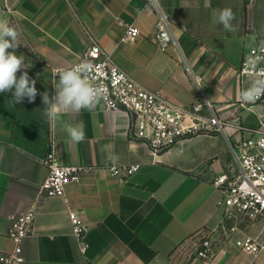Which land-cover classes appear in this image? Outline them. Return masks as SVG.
Returning <instances> with one entry per match:
<instances>
[{
	"label": "crops",
	"instance_id": "1",
	"mask_svg": "<svg viewBox=\"0 0 264 264\" xmlns=\"http://www.w3.org/2000/svg\"><path fill=\"white\" fill-rule=\"evenodd\" d=\"M174 25L182 55L175 47L161 52L154 43L156 16L144 0H0V20L19 32L17 55L23 54L37 96L11 107L12 93H0V253H10L7 237L12 217L37 209L33 233L23 241L22 264H200L195 249L213 236L211 264H264V251H240L236 241L258 237L256 226L225 238L221 230L222 193L213 181L233 166L226 137L200 135L155 154L129 135L123 111L65 112L50 123L41 94L55 95L58 73L79 62L94 44L149 91L189 106L210 101L222 117L237 111L238 76L248 42L241 18L250 0H158ZM231 8L235 31L214 22L218 9ZM134 24L138 39L121 43ZM185 27V30L181 29ZM22 72H18L17 76ZM264 123V100L246 104ZM82 121L85 140L73 143L65 124ZM230 133L232 130L229 131ZM110 146L102 150L103 146ZM52 153L64 165L95 166L94 173L71 183L63 197H44L40 186L48 175L45 159ZM109 154L118 157L115 164ZM140 164L125 181L104 168ZM77 212L87 231L80 241L72 234L69 211ZM87 251H81V244Z\"/></svg>",
	"mask_w": 264,
	"mask_h": 264
},
{
	"label": "built area",
	"instance_id": "2",
	"mask_svg": "<svg viewBox=\"0 0 264 264\" xmlns=\"http://www.w3.org/2000/svg\"><path fill=\"white\" fill-rule=\"evenodd\" d=\"M144 4L145 9L156 16L154 43L157 48L161 52H167L171 47H175L182 55L170 15L164 11L158 0H144ZM119 24L125 29L121 43H131L138 39L140 31L134 24L122 20ZM181 29L185 30V27L181 26ZM249 56L261 58L255 70L249 69L245 64ZM82 61L88 62L91 82L103 92L100 102L105 111H123L130 121L131 140L143 144L151 152L164 153L185 139L200 135L222 134L226 137L233 166L213 181L215 188L222 193L221 230L225 238H230L241 223L256 226L261 234L258 237L246 236L237 240L236 247L254 256L263 252L264 123L256 128H248L239 120V112L248 109L246 104H257L259 100L263 101V96L254 102H245L242 99L237 111L228 117H222L206 99L185 106L166 98L161 92L147 90L131 75L117 67L111 56L98 44L89 47L75 65ZM262 72L264 48L250 45L244 50L238 69L241 92ZM45 164L48 175L40 186L44 197H63L71 183L78 182L82 175L94 173L99 169L95 166L58 163L52 153L45 159ZM140 168L141 165L136 163L111 165L104 169L122 182L137 173ZM36 214L37 209L33 207L29 212L11 218L7 237L13 243V250L10 253H0V264L24 263L23 241L33 233ZM69 220L72 234L81 241L87 228L80 215L70 210ZM214 249L213 236L202 238L195 249V259L200 264H211L215 258ZM81 251H87L84 243L81 244Z\"/></svg>",
	"mask_w": 264,
	"mask_h": 264
},
{
	"label": "clouds",
	"instance_id": "3",
	"mask_svg": "<svg viewBox=\"0 0 264 264\" xmlns=\"http://www.w3.org/2000/svg\"><path fill=\"white\" fill-rule=\"evenodd\" d=\"M214 22L223 26L226 31H235L233 21L235 14L231 8L218 9L213 14ZM19 32L8 21L0 20V93H12L7 104L14 107L22 103L25 98L34 102L37 96L36 81L32 79L26 69L23 54L17 55L19 45ZM260 57L249 56L245 64L249 69L255 70ZM18 72H22L19 77ZM58 83L54 85L55 95L51 98L47 92L41 94L42 102L46 106L43 114L50 123L60 120L63 113L78 114L83 109L93 111L102 99L101 88L94 85L90 78V68L87 61L71 68L63 69L58 73ZM264 96V72L257 75L250 86L242 90L241 98L245 102H254ZM64 130L70 140L80 143L85 140V126L82 121L76 124H65ZM110 146H103L102 150H108ZM118 157L109 154L108 160L116 163Z\"/></svg>",
	"mask_w": 264,
	"mask_h": 264
},
{
	"label": "rangeland",
	"instance_id": "4",
	"mask_svg": "<svg viewBox=\"0 0 264 264\" xmlns=\"http://www.w3.org/2000/svg\"><path fill=\"white\" fill-rule=\"evenodd\" d=\"M241 23L245 27L248 42L257 48H264V0H250L241 18ZM262 100H264V96ZM261 102V100L258 101V103ZM242 121L247 125H258V117L251 109L245 110ZM238 226V230H244V228L251 226V224L241 223Z\"/></svg>",
	"mask_w": 264,
	"mask_h": 264
},
{
	"label": "trees",
	"instance_id": "5",
	"mask_svg": "<svg viewBox=\"0 0 264 264\" xmlns=\"http://www.w3.org/2000/svg\"><path fill=\"white\" fill-rule=\"evenodd\" d=\"M247 1V0H246Z\"/></svg>",
	"mask_w": 264,
	"mask_h": 264
}]
</instances>
